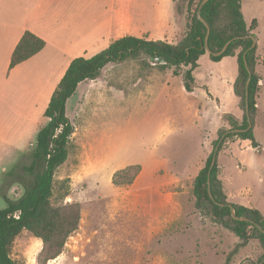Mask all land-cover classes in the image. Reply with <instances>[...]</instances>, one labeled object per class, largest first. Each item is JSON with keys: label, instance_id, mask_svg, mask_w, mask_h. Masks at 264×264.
<instances>
[{"label": "rangeland", "instance_id": "rangeland-1", "mask_svg": "<svg viewBox=\"0 0 264 264\" xmlns=\"http://www.w3.org/2000/svg\"><path fill=\"white\" fill-rule=\"evenodd\" d=\"M118 4L93 0V21L115 13ZM125 4L140 9L135 33L153 31L148 39L175 43L186 32L185 0H126ZM241 11L247 24L257 20L254 33L264 55V0H241ZM160 19L174 21L175 31L153 27ZM236 68L234 57L212 61L206 53L194 72L196 87L187 91L171 69L140 55L108 63L96 78L76 89L66 101L73 133L66 159L54 172L51 200L54 205L78 203L80 219L62 253L46 264H221L226 260L238 238L210 216L200 215L192 184L219 128H224L223 114L240 113L232 90ZM51 87L46 84V95ZM259 108L253 126L258 145L239 140L230 150L218 151L217 162L224 167L222 180L231 201L263 209L264 95ZM47 122L39 103L30 110L29 128H12L16 141L9 136L0 140V208L5 198L23 195L34 180L27 167L37 132ZM135 164L141 169L130 185L112 182L116 170ZM41 248L40 239L22 231L11 256L17 264H39ZM262 253L253 240L231 255L229 264H253Z\"/></svg>", "mask_w": 264, "mask_h": 264}, {"label": "trees", "instance_id": "trees-1", "mask_svg": "<svg viewBox=\"0 0 264 264\" xmlns=\"http://www.w3.org/2000/svg\"><path fill=\"white\" fill-rule=\"evenodd\" d=\"M200 1L185 0L186 32L176 43L161 39L152 40L144 36L124 35L114 39L104 49L90 57L77 56L70 61L43 112L48 122L38 130L31 151V163L27 170L34 173V180L27 186L23 195L15 200L5 198V206L0 208V264H17L11 256V248L22 231L41 240L42 248L38 254V263L46 264L62 253L67 238L78 228L79 204L74 202L54 205L51 200L54 172L66 159L67 145L73 133V125L66 116L65 105L78 83L96 78L108 63L122 62L128 58L136 59L140 55H145L151 60L159 61L163 68H173L175 74L181 75L185 89L194 90V71L198 67L199 58L207 53L204 47L207 27L197 18ZM177 8L180 9L179 6ZM200 14L209 27L207 41L212 52L219 51L230 40L221 55L208 53V58L219 61L225 56L235 57L237 74L232 83V90L238 99L242 117L239 119L233 114H223L228 127L218 130V136L212 143V150L193 180L194 206L200 215L210 216L215 223L238 238L236 245L221 264H229L231 255L253 240H257L263 249V253L253 264H258L261 260H263L261 264H264V214L256 208L228 200L219 178L221 166L217 162V156L210 168L214 148L220 136L227 130L246 129L249 122L251 123V127L246 130L228 132L220 141L217 152L236 139L248 140L253 147L258 145L253 126L261 76L256 70L259 63L258 47L257 44L252 46L253 39H256L254 30L258 23L255 18L250 24L246 23L241 11V0H207L201 7ZM44 45L43 39L30 31H25L11 53L9 68L32 57ZM246 97L249 119L245 110ZM140 169V165L135 164L116 170L112 174V182L115 185H130ZM208 180L212 198L208 195ZM230 205L233 206L236 217H245L247 220L234 219Z\"/></svg>", "mask_w": 264, "mask_h": 264}, {"label": "crops", "instance_id": "crops-1", "mask_svg": "<svg viewBox=\"0 0 264 264\" xmlns=\"http://www.w3.org/2000/svg\"><path fill=\"white\" fill-rule=\"evenodd\" d=\"M117 1L119 4L115 13L104 14L93 21V0H0L1 141H6L8 136L10 139L17 140L15 129L12 131V128H29L32 106L40 103L44 112L52 92L73 58L84 56L82 54L88 52H99L111 41L124 35L146 38L153 35V31L147 29L144 32L135 33L134 23L141 22L140 9L136 11L135 7L127 8L126 0ZM160 20L159 22L156 20L153 27L161 25L160 27H166L171 32L175 31L174 21ZM25 31H30L43 39L45 45L32 57L9 68L11 53ZM258 54L260 64L258 63L256 70L261 76V80L257 97V111L260 110V97L264 95V55L259 51V48ZM60 69L62 70L60 71ZM168 69L172 70L174 77H181L180 74L173 72V68L165 67L164 70ZM86 80L78 83L76 89ZM46 84H52L47 95L44 93ZM179 85H182V82ZM234 116L241 119L242 110L240 109V113ZM224 127H228L225 121ZM239 140L243 139L229 142L225 150H230L233 144ZM204 160L205 158L202 160L200 168L203 166ZM220 166L219 178L228 200L232 202V196L227 192L222 180L224 167L221 164ZM233 203L248 206L242 202ZM248 207L256 208L264 214V207L263 209L254 206Z\"/></svg>", "mask_w": 264, "mask_h": 264}, {"label": "water", "instance_id": "water-1", "mask_svg": "<svg viewBox=\"0 0 264 264\" xmlns=\"http://www.w3.org/2000/svg\"><path fill=\"white\" fill-rule=\"evenodd\" d=\"M206 1H207V0H201L200 3H199V5H198V9H197V18H198L199 20H201V21L206 25V27H207V35H206V37H205L204 47H205L206 52L209 53V54H213V55H221V54L225 51L227 45L230 43V40L227 41V42L224 44V46H223L219 51H217V52H212L211 49L209 48V46H208V41H207V40H208L207 36H208V33H209V27H208L207 22L201 17V14H200L201 7L203 6V4H204ZM254 45H256V39H255V38L253 39V44H252V46H254ZM245 65H246V63H245ZM246 67H247V65H246ZM247 70H248V68H247ZM248 82H249V78H248L247 81H246V88H247V86H248ZM246 95H247V90H246ZM245 110H246L247 118L249 119L247 97H246V107H245ZM250 127H251V123L249 122L248 127H247L246 129H248V128H250ZM246 129H230V130L225 131V132L220 136L219 141H218V144L215 146L214 151H213V155H212V160H211L210 168L213 166V164H214L215 161H216L217 150H218L219 143H220V141L222 140V138H223L228 132H230V131H232V132H240V131H243V130H246ZM208 195H209L210 198H212V194H211L210 186H209V180H208ZM229 207H230L231 215H232V217H233L234 219H238V220H247V218H245V217H236L235 214H234L233 206L230 205ZM262 262H263V260H261L258 264H261Z\"/></svg>", "mask_w": 264, "mask_h": 264}]
</instances>
